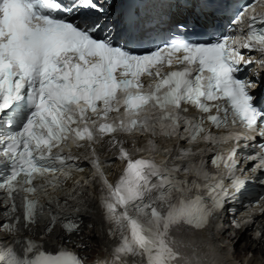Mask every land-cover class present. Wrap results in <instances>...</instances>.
<instances>
[{"label":"snow or ice","instance_id":"1","mask_svg":"<svg viewBox=\"0 0 264 264\" xmlns=\"http://www.w3.org/2000/svg\"><path fill=\"white\" fill-rule=\"evenodd\" d=\"M256 4L264 7V0H252L239 11L226 0H126L119 6L114 0H0V190L7 191L10 202L3 214H15L13 193L21 184L26 193L24 226L35 223L38 202L27 198L36 191L34 177L62 169L83 171L77 157L53 149L66 146L70 135L89 142L95 140L94 132L150 130L154 135L147 120L134 119L145 109L157 108L159 120L170 121L164 136H171L180 123L167 110L187 112L190 106L202 113L188 125L190 140L205 135L216 142L203 127L206 121L216 129L242 124L264 137V104L254 94L261 73L247 74L254 62L264 61L245 59L233 47L234 28L228 26L249 13L242 48L264 55V12L257 13ZM144 76L150 80L149 92L143 91ZM118 93L127 125L120 120L95 127L97 120L120 112L114 106ZM109 142L117 143L114 137ZM257 146L264 154V143L252 145ZM119 153L126 163L114 185L104 179L99 161L92 160L108 188L101 189L100 203L108 236L118 241L111 252L114 264H175L181 256L170 244L171 230L205 229L248 183L235 175V147L224 165L230 189L222 181L201 185L166 164L133 159L123 146ZM219 159L212 157V164ZM49 215L46 232L57 220L64 221L66 234L79 231V218ZM18 220L0 222V229L14 230ZM16 243L21 241L7 246L0 241V264H83L74 253H52L29 239L18 253Z\"/></svg>","mask_w":264,"mask_h":264},{"label":"bare ground","instance_id":"2","mask_svg":"<svg viewBox=\"0 0 264 264\" xmlns=\"http://www.w3.org/2000/svg\"><path fill=\"white\" fill-rule=\"evenodd\" d=\"M130 139L125 143L126 146L133 145L134 141L141 142L140 138L130 137ZM109 141L110 139L103 140L95 148L103 153L111 146ZM158 143L161 147H165L167 141L159 139ZM246 166V163L242 162L243 174H250V170L245 169ZM104 172L108 179H112L115 175L114 165L107 166ZM72 179L73 177L66 181L67 189L74 185L75 180ZM96 193V185L93 189L80 188L76 196L69 195L71 200L67 199V203L51 207L55 214L67 210L78 216L82 221L78 232L69 235L61 225H55L50 232L44 233L46 215L44 212H39L35 223L27 228L17 223L14 230L0 229V238L9 242L22 233L35 238L44 248L54 249L56 246H65L84 256H88L90 251L99 252L101 256L102 250L107 251L108 246L104 237L105 226L99 220L100 209L96 204ZM6 205L5 193L0 192V222L5 221L7 217L3 214ZM230 212L224 209L216 218L209 221L205 229H200L197 233H191L190 230L182 227L173 230L169 241L181 256L175 264H264V199L256 208L252 222L238 229L233 228L229 221ZM251 233H255V236L252 237ZM237 251L244 252V257L238 262L235 258ZM248 254L251 257H248Z\"/></svg>","mask_w":264,"mask_h":264},{"label":"rangeland","instance_id":"3","mask_svg":"<svg viewBox=\"0 0 264 264\" xmlns=\"http://www.w3.org/2000/svg\"><path fill=\"white\" fill-rule=\"evenodd\" d=\"M252 234H253V235H252ZM251 236L254 237V236H255V233H251ZM263 247H264V246H263ZM95 253H96V252H94V251H90L88 256H89V257H92ZM248 255H249V254H248ZM248 255H247V256H248ZM235 256H236V257H235V258H236V261L238 262L239 260H241V259L244 257V252H240V253H239V251H237L236 254H235ZM248 257H251V255H249Z\"/></svg>","mask_w":264,"mask_h":264}]
</instances>
